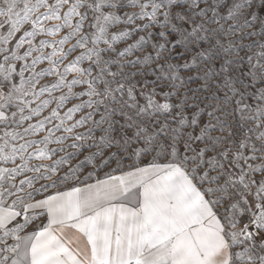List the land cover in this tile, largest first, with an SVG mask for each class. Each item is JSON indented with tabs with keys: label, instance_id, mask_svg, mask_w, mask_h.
I'll use <instances>...</instances> for the list:
<instances>
[{
	"label": "snow or ice",
	"instance_id": "snow-or-ice-1",
	"mask_svg": "<svg viewBox=\"0 0 264 264\" xmlns=\"http://www.w3.org/2000/svg\"><path fill=\"white\" fill-rule=\"evenodd\" d=\"M0 264H264V0H0Z\"/></svg>",
	"mask_w": 264,
	"mask_h": 264
}]
</instances>
